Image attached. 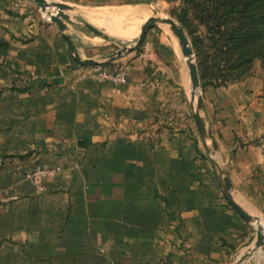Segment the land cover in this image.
<instances>
[{
    "label": "crops",
    "instance_id": "1",
    "mask_svg": "<svg viewBox=\"0 0 264 264\" xmlns=\"http://www.w3.org/2000/svg\"><path fill=\"white\" fill-rule=\"evenodd\" d=\"M51 1L72 7L68 38L35 0H0V264H244L264 230V86L200 88L230 196L256 222L216 175L178 38L119 46L167 0ZM35 166L62 169L38 192Z\"/></svg>",
    "mask_w": 264,
    "mask_h": 264
},
{
    "label": "rangeland",
    "instance_id": "2",
    "mask_svg": "<svg viewBox=\"0 0 264 264\" xmlns=\"http://www.w3.org/2000/svg\"><path fill=\"white\" fill-rule=\"evenodd\" d=\"M221 1L167 0L168 3L164 7L158 6L157 9H154L149 14L147 19L152 17L172 19L184 28L194 52L200 83H202L201 77H203L205 81L211 83L220 82L228 85L248 81L256 88L262 87L264 86V49L260 50L258 46L253 50H249L248 48H246L247 50L224 48L225 44L232 45L231 38L234 35L230 33L239 22L210 21V19L212 20V18H209L210 15L220 16L223 14L220 5ZM142 12L143 9L130 11L132 20H134L136 14ZM141 20L144 21L145 19ZM219 24L222 25V30L225 31L224 34L218 32L217 26ZM164 27L169 29L168 26L155 27L153 29H156L161 35H167L169 41L167 43L170 45L172 40L165 32L166 29ZM135 42L136 39L121 43L119 46H133ZM263 43L261 42L260 46ZM119 46H115L114 49H119ZM179 49V55H181L180 43ZM254 232L255 229H253ZM251 247L243 248L238 253L239 258H243L241 262L244 264H264V249L262 248L255 252L254 256L252 255L253 258L244 259V255L249 253Z\"/></svg>",
    "mask_w": 264,
    "mask_h": 264
},
{
    "label": "water",
    "instance_id": "3",
    "mask_svg": "<svg viewBox=\"0 0 264 264\" xmlns=\"http://www.w3.org/2000/svg\"><path fill=\"white\" fill-rule=\"evenodd\" d=\"M35 1L42 8V10L46 13V15H48L50 17V20L59 26L61 31L64 33V36L66 38H68L67 35L65 34L66 25H65V22L63 19L66 17L65 12L70 11L72 9V7L67 3L51 1V0H35ZM86 25L88 27H90L95 33L100 35L101 37H103L107 40H110V37L107 34H105L104 32H102L98 29H95L88 24H86ZM161 26H168L169 27V29L174 33V35L179 40L182 55L188 58L187 68H188V73H189L190 80H191V97H192V101H193V105H194V116H195V119L197 121L201 135H202V137L206 143L208 155L211 159V162L213 164L216 175L218 176V178L220 179V181L222 183L225 196H226L227 200L229 201V203L235 209H237V211L241 215H243L248 221H256L257 222L258 221L257 218L246 216L244 214V212L239 208V206L236 205V203L233 201V199L230 196L228 177L225 175L222 168L220 167V165L217 162V159L215 156V152L217 150V145H216L214 136L212 134V131L206 125L205 120H204L203 115H202V113L204 112V102H203L202 93L200 91V88H201L200 77H199L197 65H196L195 59H194V52H193V49L190 45L188 36H187L184 28L181 27L176 21H174L172 19H163V18H158V17H152V18L148 19L142 25L141 32H140L135 44L133 46H129V47L126 46L125 48H127V49L136 48L137 46H139L142 43V41L144 40V38L146 36V33L150 29L155 28V27H161ZM69 45H70L71 51L74 53L75 60L77 61L78 64H80L82 66H86V65H96V64L100 63L96 59L81 60L75 51L74 45L71 42L69 43ZM116 55L117 54L110 55L106 61L112 59ZM263 245H264V230L261 227H259L257 229L256 240H255V243H254V245L250 251V254H253L254 252H256Z\"/></svg>",
    "mask_w": 264,
    "mask_h": 264
},
{
    "label": "trees",
    "instance_id": "4",
    "mask_svg": "<svg viewBox=\"0 0 264 264\" xmlns=\"http://www.w3.org/2000/svg\"><path fill=\"white\" fill-rule=\"evenodd\" d=\"M220 5L223 14L220 16L210 15L209 18H212L210 21L239 22L236 27H233L230 33L234 35V37L231 38L233 42L232 45L229 46V44H225L224 48L228 47L233 50H247L246 48H248L249 50H253L258 46L260 50H263L264 43L261 46L260 44L264 42V34H262L264 33V0H222ZM217 29L219 33H225V31L222 30L221 24L217 26ZM260 53H262V51H260ZM201 80L202 87L208 85H227L220 82H207L203 77H201Z\"/></svg>",
    "mask_w": 264,
    "mask_h": 264
},
{
    "label": "built area",
    "instance_id": "5",
    "mask_svg": "<svg viewBox=\"0 0 264 264\" xmlns=\"http://www.w3.org/2000/svg\"><path fill=\"white\" fill-rule=\"evenodd\" d=\"M47 19L50 20V17L46 15ZM93 78L98 81H112L115 83L124 82L125 78L120 74H113L106 71H103L98 67L93 73ZM60 166L44 167V166H35L24 172L23 178L26 181H29L38 192H42L45 189L44 181L55 176L58 172L61 171Z\"/></svg>",
    "mask_w": 264,
    "mask_h": 264
},
{
    "label": "bare ground",
    "instance_id": "6",
    "mask_svg": "<svg viewBox=\"0 0 264 264\" xmlns=\"http://www.w3.org/2000/svg\"><path fill=\"white\" fill-rule=\"evenodd\" d=\"M186 59L188 60V58L186 57ZM259 228V227H258Z\"/></svg>",
    "mask_w": 264,
    "mask_h": 264
}]
</instances>
